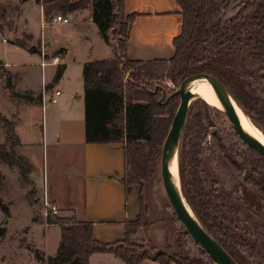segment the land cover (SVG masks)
I'll return each mask as SVG.
<instances>
[{"label":"trees","instance_id":"trees-1","mask_svg":"<svg viewBox=\"0 0 264 264\" xmlns=\"http://www.w3.org/2000/svg\"><path fill=\"white\" fill-rule=\"evenodd\" d=\"M37 1L46 20L52 13L65 14L90 3L92 21L112 45V57L88 60L82 67L85 140L123 141L125 168L121 181L127 190L131 183L141 182L145 173L156 168L160 145L179 102L174 95L165 96V101L160 98L162 86L147 88L131 81L126 84L127 96L124 70L134 80L147 83L158 78L171 63L170 71L180 75L181 80L190 73L205 71L216 76L226 89L231 86V90L235 82L240 84L243 75L250 76L252 71L258 70L264 79V0H221L225 11L218 12L217 20L208 28L203 26L206 0H176L181 7L182 28L173 39L175 53L169 59L147 61L126 55L125 42L134 13L125 12L123 0ZM61 72L59 65L55 78ZM256 91L264 101V89ZM236 94L230 95L249 116ZM16 95L32 99L27 91ZM209 106L199 96L188 105L177 147L179 189L198 222L238 264H255L261 256L256 218L259 220L264 210V154L255 149V156H244L250 182L233 180L220 167L213 166L206 153L208 131L201 114ZM0 121L10 125L6 130L10 145L7 148L0 143V159L17 166L25 181L32 184L29 173L33 165L15 150L19 138L11 120L0 113ZM47 221L60 226V241L53 255L33 251L42 264H88L89 255L95 251L111 252L125 264H137L147 257L159 264H217L187 230L196 254L171 256L160 251L151 255L144 244L128 239V226L123 239L104 243L94 238L92 222L79 220L74 214H49Z\"/></svg>","mask_w":264,"mask_h":264},{"label":"rangeland","instance_id":"rangeland-1","mask_svg":"<svg viewBox=\"0 0 264 264\" xmlns=\"http://www.w3.org/2000/svg\"><path fill=\"white\" fill-rule=\"evenodd\" d=\"M23 1L0 0V113L11 120L15 133L17 129H20V126L24 128V124L17 123L15 127L17 114L11 113L8 110V105L11 104L9 99L20 97L23 101L30 104L31 99L18 96L16 92L27 91L32 95V98L35 97L38 94H35V90L39 91L42 82L44 83V74L42 76L40 66L27 64L28 66L25 67L27 68L26 71L22 74L21 79H19L18 75L20 73L15 70L21 71L24 66L13 65L7 68L2 60L10 62L24 61L26 63V61L39 59V55L38 53H32L30 56L25 57L22 48L17 49L9 46V43H6L3 38L7 41H18L27 48L41 47L43 34L48 37H55L56 40L61 39V42L67 45V49L61 55L63 61L67 65L72 64L74 66L77 64L78 58L80 59L82 54L86 52L95 54L97 57H106L111 46L98 33L97 25L90 19L93 8L90 3L84 8L65 13L64 15L71 16L68 22L52 19L58 12L52 13L48 18L50 21L43 27V23L41 24V20L37 17L36 7L40 4L37 0H34L35 4L32 3L31 6L35 11H31L26 21L24 20L21 23L23 20V15H21L23 9L21 4ZM223 6L224 3L221 0H210L207 2V12L203 18V26L205 28L210 27L217 20L218 12L224 13ZM72 21L75 24L82 21L85 24L83 27L87 36L81 33V35H78L79 40H77L74 37V29L71 28ZM45 22L46 19L44 18ZM92 25L95 26V29L92 28ZM96 28L97 32H94ZM119 44L120 41H118ZM48 49L50 51V48ZM117 54H121V49L118 48ZM13 64L22 65V63ZM171 65L170 63L169 68H166L158 78H153L147 83L134 80L129 75V71L124 70L122 77L126 87V95L128 94L126 84L131 81L147 88L162 86L161 88L164 89V93L160 98L166 100L167 97L165 96L174 95L178 103L179 95L175 94V92L179 86L181 77L170 71ZM7 69L12 70L8 71ZM243 77L244 81L240 84L235 82L233 89L231 90L230 86L227 87V91L230 94L237 93L236 95L249 111V116L244 113L235 101L238 107L242 110L249 123L260 131V135L264 137V101L262 96L256 91L264 89V79L258 70L257 72L252 71L250 76L243 75ZM44 87H46V84ZM26 88L33 90H24ZM197 97L196 94H193L190 102L196 100ZM209 105L201 113L202 120L205 122L207 128L206 131H208L206 139L209 150L206 153L210 157L213 166L216 168L220 167L233 180L250 182L248 178L249 173L244 176L245 168H247L244 156L250 154L255 156L257 151L250 148L236 134L222 108ZM29 109L30 113L25 116V121L35 116V125L39 131L37 128L35 131H26L27 126L26 130L19 131L24 137V141L21 144L24 145L20 146V150L23 151L25 146L32 144L34 148L33 152L39 158L37 159L38 164L42 167L43 159L46 162V154L44 157V146L40 130L41 111L37 112L35 107ZM37 113L39 114L37 115ZM38 116H40V119L37 120ZM9 127V124L0 121V143H4L7 148L10 145V141L7 140L6 136V130ZM162 144L163 141L160 145L161 148ZM19 145L20 143L15 146L17 152H19ZM160 155L161 152L157 159L156 168L152 172L145 173L143 180L140 182L144 189V211L146 208V212L143 214L142 219L136 220L128 226L130 230L128 239L135 243L144 244L151 255L160 251L171 256L175 254H196L197 250L190 242V237L186 233L184 225L177 219L164 190L160 174ZM37 176V180L40 182L41 177L40 175ZM39 186L35 188L33 184L26 182L19 173L17 166L10 165L0 159V264H42L40 260L36 263L32 257V253L37 250L43 254L42 250L37 248V242L41 243L40 235L44 233L45 228L49 225L46 224L45 218L41 213L42 197ZM57 215L60 214L58 213ZM259 218V220L256 218L258 222L257 229L259 230L257 244L261 250V256L255 261V264H264V210ZM48 230L50 231V235L49 239H46L45 250H51L58 240L55 236V228L51 226Z\"/></svg>","mask_w":264,"mask_h":264},{"label":"crops","instance_id":"crops-1","mask_svg":"<svg viewBox=\"0 0 264 264\" xmlns=\"http://www.w3.org/2000/svg\"><path fill=\"white\" fill-rule=\"evenodd\" d=\"M32 3L34 0L22 2L21 23L26 21L31 11H35L31 7ZM123 4L126 13H134L125 42L127 57L141 61L172 57L175 53L173 39L180 34L182 28L179 3L176 0H123ZM36 10L38 19L45 27L50 20L44 23L41 4L36 7ZM68 16L71 18L70 15ZM73 22H71V28L74 29V37L79 40L78 35L81 33L87 36L83 27L85 24L82 21L76 24ZM92 26L95 29V26ZM94 32H97V28ZM3 40L13 48H22L25 57L32 53L39 55V59L26 61V63L2 60L7 68L13 65L24 66L21 71L15 70L20 73L19 79L26 71L27 64L40 66L42 76L44 74V83L42 82L39 91L35 90V94H38L30 100V104L17 97L9 99L11 104L8 105V110L17 114L15 127L17 123L24 124V128L20 126V129L16 131L20 143L18 150L27 156L33 165L29 174L33 186L35 188H38V185L41 186H39L41 196L45 192L47 199L58 207L60 215L74 214L79 220L92 222V233L98 241L111 243L123 239L126 227L142 219L146 212V208L144 211V189L140 182H133L127 190L121 181L125 168L123 141L87 142L85 140L82 67L88 60L112 57V45L106 57H97L95 54L86 52L80 59L78 58L74 66L67 65L63 61L61 55L67 49V45L63 44L61 39L56 40L55 37L43 34L39 48H27L15 40L7 41L4 38ZM54 56H59L60 59L52 62L51 59ZM43 59L47 63L41 65ZM13 63H22V65ZM59 65L62 67V72L55 78ZM45 84L46 95H52L55 89L60 90L55 102L47 101L42 104L39 95ZM33 107L37 112L41 111L40 130L44 157L46 154V162L43 159L42 167L38 164L39 158L34 154L32 144L25 146L23 151L20 150V146L24 145H21L24 137L19 131L26 130V126V131H35L37 128L35 116L25 121V116L30 113L29 108ZM39 117L37 120L40 119ZM37 130L39 131L38 128ZM37 175L41 177L40 182L37 180ZM51 226L55 228V236L58 240L51 250H45L44 245L50 235L48 228ZM40 236L41 243L37 242V248L42 250L44 256L53 255L60 241V226L57 223H49ZM32 257L38 263L34 253ZM88 264H125V262L111 252L95 251L89 255ZM137 264L159 263L147 257Z\"/></svg>","mask_w":264,"mask_h":264},{"label":"water","instance_id":"water-1","mask_svg":"<svg viewBox=\"0 0 264 264\" xmlns=\"http://www.w3.org/2000/svg\"><path fill=\"white\" fill-rule=\"evenodd\" d=\"M202 78L211 84L213 91L222 105V109L238 136L250 147L264 154V143L243 128L233 104L232 97L223 83L213 74L199 71L186 75L180 81L179 86L176 89V93L179 95V103L163 140L160 155V174L164 190L174 213L194 241L199 243L217 264H238L237 261L221 246V244L202 227L193 213L189 210L169 171V162L177 152L186 111L191 97L194 94L188 86L194 79ZM247 173L248 169L246 168L244 176H246Z\"/></svg>","mask_w":264,"mask_h":264},{"label":"bare ground","instance_id":"bare-ground-1","mask_svg":"<svg viewBox=\"0 0 264 264\" xmlns=\"http://www.w3.org/2000/svg\"><path fill=\"white\" fill-rule=\"evenodd\" d=\"M190 86L192 89L190 88ZM189 88L194 94L203 98L209 104L214 105L218 108H222V105H221L220 101L218 100L215 92L213 91L211 84L207 80H205L203 78L202 79H194L193 81L190 82ZM232 101H233V104L235 106L236 112L239 116V119H240V122H241V125L243 126V128L246 129L253 136H255L257 139H259L262 143H264V137H262V135H260L256 131V129L249 123L246 116L244 115L242 110L238 107V105L235 102V100L233 99V97H232ZM169 171L172 175L173 181L175 182L176 186L179 188L177 152L175 153V155L173 156V158L169 162ZM186 205L189 208V210L191 211V209L187 203H186Z\"/></svg>","mask_w":264,"mask_h":264},{"label":"built area","instance_id":"built-area-1","mask_svg":"<svg viewBox=\"0 0 264 264\" xmlns=\"http://www.w3.org/2000/svg\"><path fill=\"white\" fill-rule=\"evenodd\" d=\"M53 19L56 21H60V22H68L70 20V17L68 15H64V14H55L53 16ZM60 59L59 56H54L52 57L51 61L52 62H57ZM46 62L45 59H43L41 61V65H44V63ZM60 94V90L59 89H55L54 93L52 95H46V91L43 85L41 94H40V99L42 104H45V102L50 101V102H55L57 100V95ZM42 198V210L41 213L45 218L46 224H49L47 221L48 215L49 214H57L58 213V207L56 206L55 203L51 202L50 200L47 199V197L45 196V192L44 195L41 196Z\"/></svg>","mask_w":264,"mask_h":264}]
</instances>
